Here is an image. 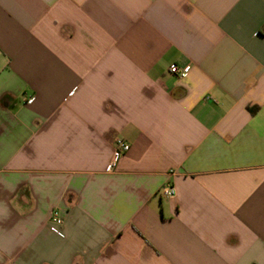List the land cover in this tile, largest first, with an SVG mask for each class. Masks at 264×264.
<instances>
[{"label":"crops","instance_id":"1","mask_svg":"<svg viewBox=\"0 0 264 264\" xmlns=\"http://www.w3.org/2000/svg\"><path fill=\"white\" fill-rule=\"evenodd\" d=\"M0 264H264V0H0Z\"/></svg>","mask_w":264,"mask_h":264},{"label":"built area","instance_id":"2","mask_svg":"<svg viewBox=\"0 0 264 264\" xmlns=\"http://www.w3.org/2000/svg\"><path fill=\"white\" fill-rule=\"evenodd\" d=\"M169 72L171 74L174 75H183V73L185 72L184 70L182 72H180L175 66L170 67ZM33 97H30L28 99V102H32ZM130 149V146L128 144H126L125 142H123L122 140H117L115 143V148H114V153L112 156V166L114 167L119 159V157L122 156L123 153L128 152ZM162 195L166 198H173L175 196V190L173 187L166 185L163 189H162ZM51 221H53V223L59 228L62 227L63 225V218L59 215V213L57 212H53L51 215Z\"/></svg>","mask_w":264,"mask_h":264}]
</instances>
